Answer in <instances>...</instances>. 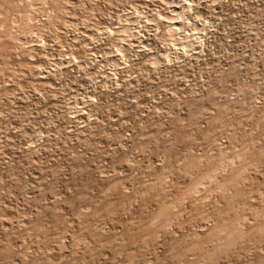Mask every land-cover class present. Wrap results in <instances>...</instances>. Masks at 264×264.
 <instances>
[{
    "label": "rangeland",
    "instance_id": "374dc122",
    "mask_svg": "<svg viewBox=\"0 0 264 264\" xmlns=\"http://www.w3.org/2000/svg\"><path fill=\"white\" fill-rule=\"evenodd\" d=\"M46 2L0 0V264H185L235 221L218 263L261 264L264 0Z\"/></svg>",
    "mask_w": 264,
    "mask_h": 264
},
{
    "label": "bare ground",
    "instance_id": "6f19581e",
    "mask_svg": "<svg viewBox=\"0 0 264 264\" xmlns=\"http://www.w3.org/2000/svg\"><path fill=\"white\" fill-rule=\"evenodd\" d=\"M40 1H45L46 0H40ZM64 1V0H53V4L55 6H60V3ZM67 1V0H66ZM18 2L21 4L19 6L20 10H22L23 12L21 13V20L19 21L18 23V28L20 29V31H23V30H26L28 32H32L33 30V27H34V21H37V18H34L32 16V12H31V9H33L34 7V3H33V0H18ZM40 3V2H39ZM48 2H46V5H47ZM38 6V4H36ZM35 5V6H36ZM41 7V6H40ZM43 7H46V6H43ZM47 9V8H46ZM187 9V8H186ZM39 11V9H37ZM43 11V10H42ZM41 11V12H42ZM48 11V10H47ZM37 13V12H36ZM34 14V13H33ZM1 15V19L3 20L2 22L5 23L9 18V14H6V15H3V13H0ZM50 15V14H49ZM53 15V14H52ZM47 16V14H46ZM45 16V17H46ZM51 18V17H50ZM41 19V18H39ZM38 19V20H39ZM47 19V18H46ZM128 18H125L124 20L127 21L125 23V25L122 27V33H125V35H132V30H131V27H130V22L129 20H126ZM123 20V19H122ZM14 21V20H13ZM12 21V22H13ZM18 21V20H17ZM39 22V21H37ZM36 22V23H37ZM124 22V21H123ZM14 23V22H13ZM15 23L17 24V22L15 21ZM43 23V22H41ZM134 23V22H133ZM14 24V26L16 25ZM43 25V24H42ZM38 26V25H37ZM41 26V25H39ZM134 26V25H133ZM1 28L3 27V25L1 24L0 26ZM39 28V27H38ZM178 30V29H177ZM176 30V31H177ZM34 32V31H33ZM176 33L175 30L172 28L171 30H168V38L169 40H171L173 43H177V38H176ZM35 34V33H34ZM33 34V35H34ZM182 41V40H180ZM193 47V46H192ZM155 59V58H154ZM158 61L159 60H156L154 61V63L158 64ZM225 156L222 157V161L221 163H224L225 162ZM191 166L193 165H196L197 164V161H191V162H188ZM244 164V163H243ZM239 166V165H238ZM233 167V166H232ZM191 168V167H190ZM241 168V167H240ZM243 168V167H242ZM239 169V167H238ZM245 169V168H244ZM207 170V169H206ZM223 173H229V177L233 180V179H240L242 177V173L241 172H238V170L235 168H232L230 169V167H224L222 164L216 166V167H211L209 169V171L204 175L202 176V178L200 179L199 182L196 183V185L194 184L192 189H191V193L194 192L196 193L195 196H197V194H200L203 192V189H205V191H208L210 188H211V185H208L207 184V180H211V182H214V184H221V181H219V177H218V174L221 173L219 171H221ZM240 170H243V169H240ZM222 173V174H223ZM223 174V175H225ZM194 177L195 174H193ZM222 175V176H223ZM226 175V176H227ZM227 176V177H228ZM226 177V179H227ZM222 178V177H221ZM225 178V177H224ZM221 180V179H220ZM228 180L224 181V182H227ZM208 186V187H207ZM221 187H223L224 185H220ZM220 186H217V188H219ZM214 187V186H213ZM218 190V189H217ZM216 191V190H215ZM230 191V190H229ZM188 192V191H187ZM214 192V190H213ZM206 193V192H205ZM204 193V194H205ZM208 194V193H207ZM211 193H209V196H210ZM200 197V196H199ZM205 198L208 199V196H206L205 194ZM203 198V200L205 199ZM186 200V199H184ZM209 200V199H208ZM202 201V200H201ZM194 202V201H193ZM206 203V201H205ZM200 204V202H199ZM203 204V203H202ZM203 211V210H202ZM245 216V215H244ZM246 217V216H245ZM244 218V217H243ZM242 218V222H244ZM214 220V219H213ZM224 220V219H223ZM258 220V218H257ZM210 222V221H209ZM215 222V220H214ZM222 222V220H221ZM225 222V221H224ZM236 222V221H235ZM230 223V224H219V225H216V226H213L211 228L208 229V234L206 237L202 238V237H197V239L193 240L192 243L189 245L188 247V252H191V257L187 259V256L186 254H180V256L178 255L179 259L181 261H184L185 264H220L218 263V259L220 258L221 254H226L229 252V250H231L232 248V245L236 244L241 238H243V231H242V226L240 227L238 225V223ZM161 225H165V226H170L171 223L170 221L167 219L165 222L164 221H160L159 222ZM170 224V225H169ZM212 224V223H211ZM243 224V223H242ZM241 224V225H242ZM207 225V224H206ZM208 225L210 226V223H208ZM163 228V227H162ZM167 228V227H166ZM171 228V227H170ZM208 228V227H207ZM200 229H202V227H200ZM198 233V232H197ZM196 233V235H197ZM205 233V232H204ZM201 234V233H200ZM159 237V236H158ZM180 237V236H179ZM183 237V236H182ZM181 237V238H182ZM178 238V237H176ZM161 240V239H160ZM189 242V241H188ZM191 242V241H190ZM189 242V243H190ZM203 244H211L212 248L211 250H205L202 248V245ZM184 249V248H183ZM210 249V248H208ZM233 249V248H232ZM258 254V253H257ZM188 255V254H187ZM190 255V254H189ZM253 255V254H252ZM259 255V254H258ZM264 256V255H262ZM176 257V256H175ZM174 257V258H175ZM180 263V262H178ZM261 264H264V260L261 261Z\"/></svg>",
    "mask_w": 264,
    "mask_h": 264
}]
</instances>
